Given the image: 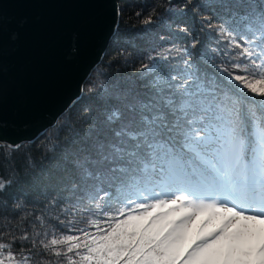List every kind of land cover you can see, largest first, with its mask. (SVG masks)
Wrapping results in <instances>:
<instances>
[{"label": "snow or ice", "instance_id": "obj_1", "mask_svg": "<svg viewBox=\"0 0 264 264\" xmlns=\"http://www.w3.org/2000/svg\"><path fill=\"white\" fill-rule=\"evenodd\" d=\"M206 7L201 31L227 59L216 63L195 38L175 48L177 65L163 63L176 60L173 47L155 53L106 90L103 101L117 103L66 151L74 175L52 199L86 197L97 233H0V264H264V0ZM7 148L10 157L21 145ZM13 182L0 177V196Z\"/></svg>", "mask_w": 264, "mask_h": 264}, {"label": "trees", "instance_id": "obj_2", "mask_svg": "<svg viewBox=\"0 0 264 264\" xmlns=\"http://www.w3.org/2000/svg\"><path fill=\"white\" fill-rule=\"evenodd\" d=\"M210 2L211 0H119V24L102 60L85 81L80 99L58 118L53 127L48 128L37 140L21 144V148L10 157L7 156V146H0V177L14 179L7 192L0 196V233L4 234V240L9 239L10 235L19 237L23 232L31 236L36 231L43 232L45 228L51 231L53 227L64 232L71 227L74 230L70 234L80 236L81 240L83 234L75 229L97 233V228L89 227L88 224L97 209L86 197L75 206L67 203L70 196L68 192H64L63 197H55L56 200L64 199L59 205L52 199L74 175L71 165L65 160L66 151L77 144L92 125L103 121V111L107 106L117 103L114 99L107 104L103 101L106 90H110L117 82L138 77L142 65L152 63L150 56L155 53L173 47L172 55L176 60L163 63L166 66L177 65L180 57L175 48L189 47L195 38L200 41L197 45L200 51L215 55L216 63H223L227 59L213 51L215 41L208 40L205 35L207 29L201 31L202 14L212 11L206 7ZM182 5L185 6L184 11L180 12L178 9ZM149 18L152 22L146 24L145 20ZM178 25L186 26L192 31L189 35L181 34L178 32ZM208 71L215 72L216 69L209 67ZM5 199L7 204L3 202ZM37 216L44 221V228L40 227L41 220H37ZM99 219L100 230H107V219L103 216ZM60 220L65 223H59ZM68 220H72L73 224L67 225ZM27 246L31 247L30 244ZM46 258L56 259L51 256Z\"/></svg>", "mask_w": 264, "mask_h": 264}, {"label": "water", "instance_id": "obj_3", "mask_svg": "<svg viewBox=\"0 0 264 264\" xmlns=\"http://www.w3.org/2000/svg\"><path fill=\"white\" fill-rule=\"evenodd\" d=\"M119 0H0V146L37 140L77 102Z\"/></svg>", "mask_w": 264, "mask_h": 264}, {"label": "bare ground", "instance_id": "obj_4", "mask_svg": "<svg viewBox=\"0 0 264 264\" xmlns=\"http://www.w3.org/2000/svg\"><path fill=\"white\" fill-rule=\"evenodd\" d=\"M115 31H116V30H115ZM60 116H61V115H60ZM60 116H59V117H60ZM57 120H58V119H57ZM56 122H57V121H56ZM54 125H55V124H54ZM54 125L50 126L49 128L53 127Z\"/></svg>", "mask_w": 264, "mask_h": 264}, {"label": "rangeland", "instance_id": "obj_5", "mask_svg": "<svg viewBox=\"0 0 264 264\" xmlns=\"http://www.w3.org/2000/svg\"><path fill=\"white\" fill-rule=\"evenodd\" d=\"M103 231H106V230L103 229L102 232H103ZM94 234H96V232H95Z\"/></svg>", "mask_w": 264, "mask_h": 264}]
</instances>
